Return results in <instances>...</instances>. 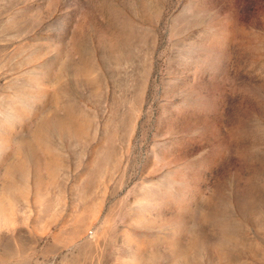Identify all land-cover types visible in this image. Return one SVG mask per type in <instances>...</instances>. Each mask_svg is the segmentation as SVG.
<instances>
[{
  "label": "rangeland",
  "instance_id": "obj_1",
  "mask_svg": "<svg viewBox=\"0 0 264 264\" xmlns=\"http://www.w3.org/2000/svg\"><path fill=\"white\" fill-rule=\"evenodd\" d=\"M0 264H264V0H0Z\"/></svg>",
  "mask_w": 264,
  "mask_h": 264
}]
</instances>
